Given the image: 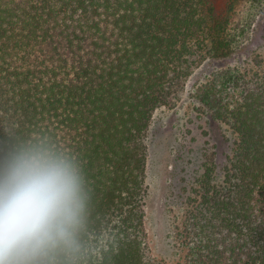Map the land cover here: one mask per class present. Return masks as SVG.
Segmentation results:
<instances>
[{
	"label": "trees",
	"instance_id": "1",
	"mask_svg": "<svg viewBox=\"0 0 264 264\" xmlns=\"http://www.w3.org/2000/svg\"><path fill=\"white\" fill-rule=\"evenodd\" d=\"M239 2L0 0V157L44 143L78 164L87 202L73 264H166L150 255L145 227V123L191 74L197 59L181 69L186 54L222 60L239 36L244 45ZM220 76L200 97L232 121L234 196L207 195L224 234L209 231L177 264H264V82Z\"/></svg>",
	"mask_w": 264,
	"mask_h": 264
},
{
	"label": "rangeland",
	"instance_id": "2",
	"mask_svg": "<svg viewBox=\"0 0 264 264\" xmlns=\"http://www.w3.org/2000/svg\"><path fill=\"white\" fill-rule=\"evenodd\" d=\"M239 1L236 31L244 33L245 29L244 45L237 44L244 37L239 36L235 50L222 60L186 54L189 62H182L181 69L197 59L191 74L182 88L173 90L174 100L158 106L145 123V227L150 255L166 264L186 261L189 248L206 239L209 231L215 230L218 237L225 231L221 227L223 212H213L214 204L207 195L214 199L234 196L225 174L236 134L232 121L224 118L226 114L217 115V107L202 100L200 87L229 70L244 76L252 88L255 82H264V0ZM226 2L216 0L217 10H223ZM249 12L254 13L253 23L244 26Z\"/></svg>",
	"mask_w": 264,
	"mask_h": 264
},
{
	"label": "clouds",
	"instance_id": "3",
	"mask_svg": "<svg viewBox=\"0 0 264 264\" xmlns=\"http://www.w3.org/2000/svg\"><path fill=\"white\" fill-rule=\"evenodd\" d=\"M87 202L73 158L44 143L0 157V264H73Z\"/></svg>",
	"mask_w": 264,
	"mask_h": 264
}]
</instances>
